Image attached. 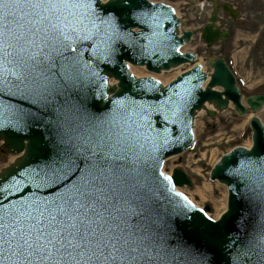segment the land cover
I'll use <instances>...</instances> for the list:
<instances>
[{
  "label": "snow or ice",
  "instance_id": "obj_1",
  "mask_svg": "<svg viewBox=\"0 0 264 264\" xmlns=\"http://www.w3.org/2000/svg\"><path fill=\"white\" fill-rule=\"evenodd\" d=\"M99 4L101 0H0V91L13 96L27 92L47 103L61 83H79L91 65L82 61L79 46L92 42V55L107 56L119 36L116 13L133 7L131 0ZM10 108H0V115ZM56 124L63 151L46 165L45 178L34 187L58 190L9 199L22 191V181H0V264H174L178 253L156 243L155 222H148L152 202L139 194L146 184L137 179L136 165L147 159L141 125L115 113L96 117L72 109ZM5 126L0 121V128ZM243 169L241 175L250 179L261 171L252 164ZM211 226L191 224L194 229ZM242 256L249 264L253 256L254 264H264V229L236 259Z\"/></svg>",
  "mask_w": 264,
  "mask_h": 264
},
{
  "label": "water",
  "instance_id": "obj_2",
  "mask_svg": "<svg viewBox=\"0 0 264 264\" xmlns=\"http://www.w3.org/2000/svg\"><path fill=\"white\" fill-rule=\"evenodd\" d=\"M131 3L133 7L126 12L116 13L119 36L111 41L107 56L92 55V42L79 46L82 61H91V65L83 69L79 83H61L47 103L27 92L13 96L7 89L0 91V108L11 106L0 115V121L6 125L0 128V138L5 140L4 148L8 151L23 153L0 172V181L9 183L13 177L22 181V191L9 199L33 193L40 196L55 193L56 187L38 189L34 183L45 178L46 165L63 151V146L58 143L56 122L63 121L65 110L96 117L113 113L123 115L129 123L141 125L140 131L147 140L143 149L147 159L136 168L139 171L137 179L146 184L139 194L152 202L148 222H155L152 227L157 234L156 243L169 252L178 253L174 264H249L247 257L242 256L240 260L236 257L264 229V198L261 195L264 188L261 181L264 132L255 119L251 120L255 129L251 150L236 148L212 170L211 178H218L229 189L228 211L219 221H207L199 209L189 205L182 196L175 195L177 192L172 186L188 184V180L176 169L171 180L164 179L166 175H160L162 162L190 147L192 119L194 117L195 122L198 111L207 109L203 105L205 101H214L215 106L224 108L228 97L239 99V94L220 60L209 62L214 72L205 90L200 89L205 75L199 65L164 88L153 78L134 79L127 72L126 63L145 65L148 70L160 73L184 61L192 62L193 55L177 51L188 40L190 32L177 37V19L168 7L145 0H131ZM97 7L101 8L102 3ZM184 12L182 18L187 16ZM133 28L139 31L135 32ZM203 32L207 41L214 40L210 25ZM198 52V55L206 53L199 49ZM110 79L117 84L111 86ZM214 85L224 86L225 90L222 93L212 91ZM223 93L225 99H221ZM34 100L37 102L33 103ZM234 100L236 109L245 111L238 100ZM247 102L255 110L264 103V95L250 96ZM77 163L84 167L81 160ZM247 164L261 171L253 173L251 179L242 176L243 165ZM22 172L24 176L20 175ZM200 221L212 226L207 229L191 227L193 222ZM255 259L253 256V264Z\"/></svg>",
  "mask_w": 264,
  "mask_h": 264
},
{
  "label": "rangeland",
  "instance_id": "obj_3",
  "mask_svg": "<svg viewBox=\"0 0 264 264\" xmlns=\"http://www.w3.org/2000/svg\"><path fill=\"white\" fill-rule=\"evenodd\" d=\"M172 3L178 14L183 16L185 12H180L183 9V5L179 4L176 0H167ZM200 8L199 5H196ZM188 26H192L187 23ZM196 26L199 25L195 24ZM201 51H206L205 54L198 55V58L203 62H206L208 55H212L216 52L213 47L207 49L199 37L195 39V44L188 45V49ZM250 69H248V73ZM259 71V72H258ZM173 72L164 73L163 76L168 77L172 76ZM255 79L249 83V89L255 88V86L260 82L264 77V67L262 70H253ZM260 79V80H259ZM256 115L264 122V108L256 112ZM196 135V143L194 148L174 157L168 159L164 164V169L166 171L171 170L172 168H180L184 170L189 176L192 186L183 187L182 191L192 197V199L202 204L209 203L212 208L210 213H214L215 206H220V202L223 198V192L225 188L221 185H217L215 182H211L208 179V172L213 162L226 150L237 144H245L250 137V129L248 127L247 121L244 117L236 116L232 109H227L222 112H216L214 116L208 117L204 112L202 116H199L194 127ZM9 155L0 151V169L9 163ZM210 185L209 191L205 193V198L201 200V194L197 192L196 189L201 188L204 185ZM193 193V194H191Z\"/></svg>",
  "mask_w": 264,
  "mask_h": 264
},
{
  "label": "flooded vegetation",
  "instance_id": "obj_4",
  "mask_svg": "<svg viewBox=\"0 0 264 264\" xmlns=\"http://www.w3.org/2000/svg\"><path fill=\"white\" fill-rule=\"evenodd\" d=\"M212 4L216 6L220 27L228 32V37L220 45L224 58L229 53L244 51L247 39L255 32L257 37L253 44L260 38L259 45L246 49L242 63L254 67L264 63V0H211L209 5ZM208 15L203 16V12H200L198 17L207 19ZM236 33L240 37L234 39ZM234 47L241 49L235 50ZM258 92L263 93L264 89Z\"/></svg>",
  "mask_w": 264,
  "mask_h": 264
},
{
  "label": "bare ground",
  "instance_id": "obj_5",
  "mask_svg": "<svg viewBox=\"0 0 264 264\" xmlns=\"http://www.w3.org/2000/svg\"><path fill=\"white\" fill-rule=\"evenodd\" d=\"M178 14V13H177ZM130 70L136 75V76H140V75H142V74H144L145 73V71H144V69L142 68V67H130ZM179 69L177 68V69H175L174 71H173V73H172V75L174 74V73H177V71H178ZM164 73H166V72H162L161 74H160V77H162L163 78V80L166 82V81H168L169 79H170V77H171V75L170 76H168V77H165V76H163L164 75ZM204 105H205V108H207V109H209V108H213V105H210L209 103H204ZM203 110H200V111H198V113H197V115H196V118H195V125H196V122H197V119H198V117L199 116H202L203 115ZM252 116V113H249V114H247L246 115V117H245V121L246 120H248L250 117ZM251 145V141H250V139H248V141L245 143V146H250ZM14 157L13 156H9V159L11 160V159H13ZM172 158H174V157H172ZM218 185V184H217ZM209 189H210V185H204V186H202L201 188H198V189H196L197 190V192H199L201 195V200L202 199H204L205 198V193L207 192V191H209ZM191 194H193V193H191ZM190 199H192V197H190ZM225 199H226V189H225V191L223 192V198H222V200H221V202H220V206H215L216 208L214 209V217H218V215H220V212L225 208ZM197 203V202H196ZM197 204H200V203H197Z\"/></svg>",
  "mask_w": 264,
  "mask_h": 264
}]
</instances>
